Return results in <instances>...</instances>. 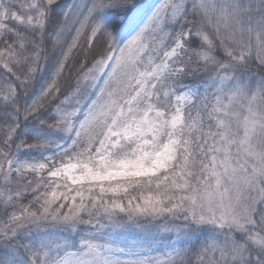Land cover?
Segmentation results:
<instances>
[{"label": "snow or ice", "instance_id": "snow-or-ice-1", "mask_svg": "<svg viewBox=\"0 0 264 264\" xmlns=\"http://www.w3.org/2000/svg\"><path fill=\"white\" fill-rule=\"evenodd\" d=\"M0 242L264 264V0H0Z\"/></svg>", "mask_w": 264, "mask_h": 264}, {"label": "trees", "instance_id": "trees-1", "mask_svg": "<svg viewBox=\"0 0 264 264\" xmlns=\"http://www.w3.org/2000/svg\"><path fill=\"white\" fill-rule=\"evenodd\" d=\"M74 2H78V0H62V3L64 5H68V6H70ZM84 2H86V0H84ZM154 223H160V222L157 221V222H154ZM162 235H172V234H170V233H162ZM2 244H3V242H0V245H2ZM2 254H3V248H2V246H0V255H2Z\"/></svg>", "mask_w": 264, "mask_h": 264}]
</instances>
